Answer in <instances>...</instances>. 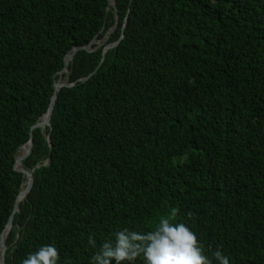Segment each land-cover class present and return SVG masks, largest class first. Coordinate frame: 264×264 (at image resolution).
Listing matches in <instances>:
<instances>
[{"label":"trees","instance_id":"16d2710c","mask_svg":"<svg viewBox=\"0 0 264 264\" xmlns=\"http://www.w3.org/2000/svg\"><path fill=\"white\" fill-rule=\"evenodd\" d=\"M29 140L5 264H89L172 208L213 264H264V0H0V237Z\"/></svg>","mask_w":264,"mask_h":264},{"label":"clouds","instance_id":"9594fccd","mask_svg":"<svg viewBox=\"0 0 264 264\" xmlns=\"http://www.w3.org/2000/svg\"><path fill=\"white\" fill-rule=\"evenodd\" d=\"M179 209L172 208L167 217L162 216L156 226L147 232L127 228L114 232L111 240L105 241L92 255L89 264H213L205 254L195 232L185 223L176 222ZM88 244L96 247L94 237ZM212 257L218 264H229V259L217 248ZM60 254L55 245H42L22 264H58Z\"/></svg>","mask_w":264,"mask_h":264},{"label":"water","instance_id":"95a60500","mask_svg":"<svg viewBox=\"0 0 264 264\" xmlns=\"http://www.w3.org/2000/svg\"><path fill=\"white\" fill-rule=\"evenodd\" d=\"M109 4L111 6L114 7V0H109ZM119 40L116 41L114 44L110 45V46H107L104 51H103V54H102V58L104 57V53L111 47H114L118 44ZM83 49L87 50L88 47H84ZM78 50V48L74 49L72 51V54H74L76 51ZM72 55H69L67 56V58L65 59V66L64 68L62 69V71L59 73L60 76H62L63 73L67 72V63L69 61V59L71 58ZM88 77H85L83 79H81L80 81H84L85 79H87ZM74 84L73 83H68L67 80H64L62 82H54L53 84V87H54V92L50 98V101H49V104H48V107H47V110L46 112L43 114V116L41 117V119L34 125L31 127V130L33 129H44V128H47V127H50V117H51V113H52V109H53V106H54V102H55V99H56V95L58 93V91L61 89V88H70V87H73ZM46 140L47 142L49 143L50 145V138H49V135L46 136ZM31 147H32V141L29 140V142L23 147V148H26V152L24 154V156L21 158V160L23 161L25 158H27V156L29 155V153L31 152ZM22 149V148H21ZM21 149L19 150V152L21 151ZM18 153H16L15 155V164H14V169L20 173H22L24 176H25V184L23 185V187L21 188L20 192L18 193L17 197H16V200H15V203H14V208H13V212L11 214V216L9 217V220L1 234V237H0V264H5L4 263V260H5V251H6V246H5V241H6V237L11 229V226H12V218H13V215L17 212L18 210V204L26 198V196L29 194L30 190H31V187H32V181H33V178H32V173H33V170L30 169V170H26L25 168H23L22 166L20 168H16V163H17V156H18ZM49 162V159L47 160V164Z\"/></svg>","mask_w":264,"mask_h":264},{"label":"bare ground","instance_id":"6f19581e","mask_svg":"<svg viewBox=\"0 0 264 264\" xmlns=\"http://www.w3.org/2000/svg\"><path fill=\"white\" fill-rule=\"evenodd\" d=\"M22 151H24V152L21 154V156H19V154H20ZM25 152H26V148H22L21 151H20V153L18 154V156H17L16 168H20V166H22L21 158L24 156ZM19 165H20V166H19Z\"/></svg>","mask_w":264,"mask_h":264}]
</instances>
